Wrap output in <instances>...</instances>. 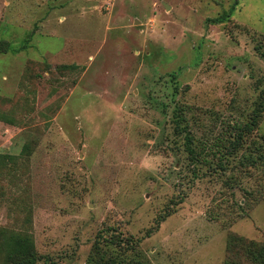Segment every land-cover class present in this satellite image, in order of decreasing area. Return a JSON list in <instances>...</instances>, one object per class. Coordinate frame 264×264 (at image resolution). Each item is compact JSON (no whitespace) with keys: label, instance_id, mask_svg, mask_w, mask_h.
<instances>
[{"label":"rangeland","instance_id":"obj_1","mask_svg":"<svg viewBox=\"0 0 264 264\" xmlns=\"http://www.w3.org/2000/svg\"><path fill=\"white\" fill-rule=\"evenodd\" d=\"M0 37L4 244L224 264L231 234L264 241V0H0Z\"/></svg>","mask_w":264,"mask_h":264},{"label":"trees","instance_id":"obj_2","mask_svg":"<svg viewBox=\"0 0 264 264\" xmlns=\"http://www.w3.org/2000/svg\"><path fill=\"white\" fill-rule=\"evenodd\" d=\"M220 21V19H215ZM17 51L11 41L0 37V53L6 51ZM260 100L257 101L256 109L253 110V123L258 121L259 112L264 110V90L259 95ZM263 108V109H262ZM259 111V112H258ZM178 119L181 115L177 112ZM251 125H248L246 129H251ZM176 127H181V121L177 122ZM245 128L242 130H246ZM101 237H104L101 234ZM115 237V236H114ZM7 244H4L0 238V253L3 255V264H38L40 261V255L37 252V247L34 240L27 235H13ZM108 239V237H106ZM119 239H121L119 237ZM114 242L117 243L118 239L114 238ZM127 244L134 246L136 244L133 237H125ZM107 245V243H106ZM96 255L92 257V260L99 264H145L140 260H124L120 254L111 248L105 249L101 244L97 246ZM122 257V258H121ZM224 264H264V241L259 242L253 239L246 238L238 234H231L228 238V244L226 249V255H224Z\"/></svg>","mask_w":264,"mask_h":264},{"label":"water","instance_id":"obj_3","mask_svg":"<svg viewBox=\"0 0 264 264\" xmlns=\"http://www.w3.org/2000/svg\"><path fill=\"white\" fill-rule=\"evenodd\" d=\"M167 8H169V6L167 5Z\"/></svg>","mask_w":264,"mask_h":264}]
</instances>
